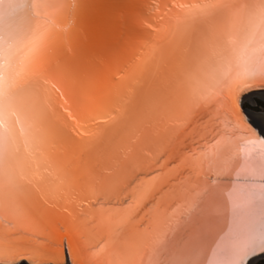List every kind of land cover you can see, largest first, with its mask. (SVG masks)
Listing matches in <instances>:
<instances>
[{"label":"snow or ice","instance_id":"snow-or-ice-1","mask_svg":"<svg viewBox=\"0 0 264 264\" xmlns=\"http://www.w3.org/2000/svg\"><path fill=\"white\" fill-rule=\"evenodd\" d=\"M65 7L0 0V264H198L213 206L199 177L235 139L264 146V0H119L57 29ZM177 186L184 213L141 229ZM249 259L264 264V238L235 264Z\"/></svg>","mask_w":264,"mask_h":264},{"label":"bare ground","instance_id":"bare-ground-1","mask_svg":"<svg viewBox=\"0 0 264 264\" xmlns=\"http://www.w3.org/2000/svg\"><path fill=\"white\" fill-rule=\"evenodd\" d=\"M13 2L22 3V0ZM254 120L261 129L259 119ZM233 141L226 162H219L215 168L235 176L228 183L212 181V210L202 222L195 241L198 264H235L238 253L249 240L255 238L259 243L264 238V183H257L264 179V148L244 140L243 157ZM156 217L155 222L146 220L141 229L162 230L172 218H166L165 213ZM177 240L184 243L188 237Z\"/></svg>","mask_w":264,"mask_h":264},{"label":"water","instance_id":"water-1","mask_svg":"<svg viewBox=\"0 0 264 264\" xmlns=\"http://www.w3.org/2000/svg\"><path fill=\"white\" fill-rule=\"evenodd\" d=\"M79 2L81 4V7L74 10L72 8L74 0H22V3L29 4V5L32 3L65 5L66 7L64 8V10L61 13L57 14L55 17V20H53V23L56 25L57 29H59L61 25H64L66 20L72 21L74 19L77 25H79L80 23L86 20L90 21L95 18V15L99 10H103L105 8L113 6L116 3H118L119 0H79ZM40 11L41 13H43L44 9H41ZM32 16H33V11L30 8L29 9H19L16 12V20L22 26L26 25L29 18ZM40 19H43V16H41ZM75 39H76V34L73 29H70L67 33L63 31H57L56 32L57 49L62 52L63 49L69 46V44H74ZM233 39L235 43L230 46V54L233 57V59L248 55L247 50L250 47L249 45L250 37H249V31L247 27L241 24L239 26V30L234 34ZM23 55H24L23 52L17 55L16 60L13 62L15 67H19V61ZM105 118H106V114L104 112H99L96 114V119L98 121H102ZM253 125L258 135L260 136V138L264 139V131L260 129L259 124L255 122V120L253 121ZM233 142L235 144V147L240 149L239 152L241 153V156L244 157L246 153V149H244L245 148L244 140L235 139ZM258 146L259 148L260 147L262 149L264 148V146L262 145H258ZM257 153L259 154V152L256 151V156L258 155ZM226 172L227 173L218 171V169L216 168L213 170H209L206 172L205 175H202L199 177V183L203 187H205L207 190L211 191L213 182L214 184H216L217 182L223 184V181L225 183H228L235 176L229 173L228 171ZM257 183H260V184L264 183V179L262 181H258ZM185 195H186L185 187L177 186L176 195L172 197L171 199L166 200L163 203H161L159 208L155 210V218H157L156 216H164V213H165L167 215L166 218L172 217L170 218V221L175 220L180 214V212L185 211V200L183 199ZM96 242H97V245L99 246L105 243V239L103 237H100L97 239ZM255 261L256 260L249 259L248 261L244 262V264H253ZM18 264H28V262L27 260L21 259L20 261H18Z\"/></svg>","mask_w":264,"mask_h":264},{"label":"rangeland","instance_id":"rangeland-1","mask_svg":"<svg viewBox=\"0 0 264 264\" xmlns=\"http://www.w3.org/2000/svg\"><path fill=\"white\" fill-rule=\"evenodd\" d=\"M253 264H259V262L256 260Z\"/></svg>","mask_w":264,"mask_h":264}]
</instances>
